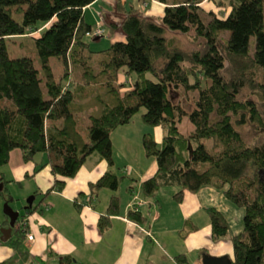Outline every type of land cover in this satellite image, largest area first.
<instances>
[{"label":"trees","instance_id":"16d2710c","mask_svg":"<svg viewBox=\"0 0 264 264\" xmlns=\"http://www.w3.org/2000/svg\"><path fill=\"white\" fill-rule=\"evenodd\" d=\"M96 1L0 0V181L6 184L0 195L10 202L3 167L16 149L25 161L37 162L28 178L48 165L55 174L66 167L77 175L95 156L107 169L89 183L93 195L105 187L119 189L129 175L114 170L112 134L144 110V122L166 132L157 168L141 182L143 196L157 205L162 186L180 185L174 199L183 203L204 185L224 189L246 209L244 230L232 237V264H264V0H145L165 5L159 15L148 14L136 0H116L121 20L113 25L125 38L93 50L87 37L104 36L94 35L86 19ZM206 1L230 9L206 11ZM15 44L25 52L17 53ZM179 92L183 96L175 99ZM91 97L101 106L99 114L73 107ZM186 116L193 126L189 133L180 127ZM249 123L257 131L252 141L244 134ZM144 140L157 147L151 134ZM41 153L47 162L38 161ZM53 189L36 191L40 204L26 215L44 211ZM75 202L82 212L85 201ZM205 209L213 239L228 236L224 213ZM121 212L122 197L115 193L100 216V231L111 229ZM128 217L140 224L150 218L135 206ZM9 223L6 214L4 224ZM30 228L22 224L6 242L0 231V241L19 251L30 241ZM198 229L188 218L182 234ZM176 258L195 264L186 253ZM58 260L79 264L72 254Z\"/></svg>","mask_w":264,"mask_h":264},{"label":"crops","instance_id":"0c3cea01","mask_svg":"<svg viewBox=\"0 0 264 264\" xmlns=\"http://www.w3.org/2000/svg\"><path fill=\"white\" fill-rule=\"evenodd\" d=\"M96 2L90 6H94ZM16 158L21 161L14 163ZM22 158V151L16 149L12 152L8 164H12L11 171L14 183L18 185L16 192L20 199L27 200L38 190L47 191L51 187L54 189L45 200L44 211L36 212L31 216L32 218L39 214L36 222L42 237L35 233L31 218L27 217L26 220L31 225V233L35 234V240L33 242L28 240L19 251L3 245L0 241V262L21 264L22 252L26 251L27 247H36L42 243L41 247H44L45 252L37 255L40 258L35 259L32 256L33 259L27 262L24 260L25 264H53L51 257L57 258L56 262L59 264L58 257L65 254H72L79 264H144L142 263L144 259L146 264H180L176 257L182 253H186L195 264H206L209 259H230L234 253L232 237L244 230L246 209L238 207L228 199L224 189L204 185L197 192H189L192 194L189 200L194 198L199 205L194 208L193 213L199 212L201 208L205 210V206L218 208L229 222L230 234L216 241L212 236V223L201 228L197 222L199 229L184 236L182 231L187 219L194 220V218L193 213L187 211V196L183 203L174 199V195L182 189V186H162L157 193L159 202L156 205L141 192L142 180L151 173L150 171H154V167H146L131 174L139 180L131 191L132 196L127 200L125 207L121 196L122 212L113 217V226L103 233L99 229V219L107 212L108 206L105 209L101 207L100 191L93 195L89 185L90 182L99 179L107 169L103 161L100 167H89L86 164L77 175H72L66 167L58 168L55 175L52 167L47 166L28 178L26 174L34 173L36 163H24ZM128 170L131 171L129 168ZM136 195L139 198L135 200ZM92 196L96 205L93 208L84 206L83 211L80 212L75 200L79 199L87 203L91 201ZM140 200L141 205L138 203ZM134 206L140 207L148 214L150 218L147 224L137 223L128 217L129 210ZM145 207L147 211L144 210ZM117 222L120 226H116ZM12 257H15L14 262Z\"/></svg>","mask_w":264,"mask_h":264},{"label":"rangeland","instance_id":"374dc122","mask_svg":"<svg viewBox=\"0 0 264 264\" xmlns=\"http://www.w3.org/2000/svg\"><path fill=\"white\" fill-rule=\"evenodd\" d=\"M219 1V0H218ZM136 4L141 6V9L145 10L148 14L152 15H159L164 12L165 5L160 2H155V1H145V0H136ZM204 9L206 11L214 10L216 12H220V7L217 5L216 2H211V1H206L204 2ZM229 6L226 7V10H229ZM225 9L221 11L223 14ZM86 19L88 22L93 24V26L96 28L98 26H102L103 28V37H100L99 40L88 36L87 40L90 43V47L93 50H100L109 47L114 41L123 39L125 38V35H122L120 30H117L116 27L113 25V21H120L121 20V14L116 10V0H99L97 1L94 6H90L86 10ZM255 38V37H254ZM21 44V43H20ZM15 50L17 53H24L25 48L23 47H18L17 44H15ZM26 50H28V47H26ZM183 96V92H179L174 95L175 99H178ZM185 104L190 108L192 105H189L187 101H185ZM79 105H84L85 106V114L90 115L91 113L99 114L101 112V106L99 105V102L94 98L91 97L79 104H74L73 107H78ZM144 110L140 111L138 114L135 115L134 120L124 126L119 127L115 132L112 134V139H113V148H114V157L116 160L114 170L119 171V172H125L128 174V178L124 180V182L121 184L120 188L117 190H113L111 188H102L100 190V196H101V207L105 209L108 204L110 203L111 197L113 194L117 193L123 197V207H125L127 200L132 196V192L127 190V187L130 185H137V182L135 180H130L131 174H135L138 171H141L142 169H146V167H154L157 168V154L161 150L163 146V139L164 135L166 132V129L161 126H150L144 122V119L142 117V113ZM181 129L189 133L192 129L193 126L188 118L186 116L184 118V121L180 124ZM149 133L151 134L154 139L157 141V147H152L149 146L146 141L144 140L145 134ZM244 134L245 138L249 141H252L255 139L257 135L256 128L252 124H247L246 127L244 128ZM23 157V155H22ZM38 161L45 163L48 161L47 154L41 153L38 155ZM97 159V160H96ZM24 163H29V162H35L36 167H37V162L36 161H25L24 158H22ZM21 160L19 158L15 159L14 163H18ZM95 161V163H94ZM101 161L93 156V158L89 159L87 162V165L89 167H100ZM105 167H107V164L104 162ZM52 167L51 165H48ZM86 166V165H85ZM84 166V167H85ZM12 164L4 166L3 171L6 173V177L9 182V189L12 193L11 199H10V205L20 211L21 213V218L25 214V204L27 203V200L25 199H20L17 195V189L18 185L14 183L12 171H11ZM127 168V169H126ZM129 169L131 171L129 172ZM53 170V168H52ZM154 171H150L152 174ZM57 175V174H55ZM94 186V185H93ZM191 193L187 195L186 199V207L188 208L187 211L191 212L190 214L193 213L194 208H197L199 205L197 204L196 199H190ZM10 196V195H9ZM42 196L39 195L36 199V206L40 204ZM93 198V197H92ZM139 198L137 195L135 196V200ZM8 201L6 200V197L3 195H0V230L5 226V219H6V213H5V207L6 203ZM26 202V203H25ZM90 202V201H89ZM88 203V202H87ZM91 203L94 205L93 200L91 199ZM139 205H141V200L138 202ZM89 204V205H88ZM84 206H89L93 208L92 204L88 203ZM193 207V208H192ZM239 207V206H238ZM205 208V207H204ZM192 209V210H191ZM145 211H147V207L144 208ZM32 215H28L27 217L31 218ZM192 216V215H191ZM37 217H39V214L37 213L31 218L32 224H33V229L35 233L39 236L42 237L41 235V230L39 229V225L37 224ZM193 218L194 222L197 223L199 222V225L201 228H204V226L208 223H211V218L209 213L206 211V209H202L198 212L193 213ZM116 226H120L119 222H117ZM42 244V243H41ZM40 245L35 246H30L27 247V250L22 252V258H20L21 264H25L24 260L27 262L29 259H33L32 256L37 259V257L40 258V256H37L41 254L43 251L45 252L44 247H41ZM4 245V244H3ZM42 248V249H40ZM209 250H211L208 247ZM194 256V255H193ZM145 258V257H144ZM51 261L53 264H58L56 262L57 258L51 257ZM12 261H15V257H12ZM146 264L145 259L142 261V263ZM158 262V261H154Z\"/></svg>","mask_w":264,"mask_h":264},{"label":"water","instance_id":"95a60500","mask_svg":"<svg viewBox=\"0 0 264 264\" xmlns=\"http://www.w3.org/2000/svg\"><path fill=\"white\" fill-rule=\"evenodd\" d=\"M100 39V37L98 38ZM5 181H0V192L5 189ZM36 199V195H31L28 197V206L27 208L33 207ZM5 213L10 217V226L8 228H2V236L1 239L6 242L8 241L14 234V228L18 229L20 225L18 224V219L21 216L20 211L14 209L9 202L6 203ZM206 264H232L229 258L219 259V260H210L206 262Z\"/></svg>","mask_w":264,"mask_h":264},{"label":"flooded vegetation","instance_id":"af4514ba","mask_svg":"<svg viewBox=\"0 0 264 264\" xmlns=\"http://www.w3.org/2000/svg\"><path fill=\"white\" fill-rule=\"evenodd\" d=\"M36 199H37V197H36ZM36 199H35V202H36ZM9 202V201H8ZM35 202H34V205H35ZM27 206H28V199H27V203L25 204V206H24V208H25V214L23 215V217L21 218V216H20V218L18 219V224L21 226L22 224H25V223H28V221L26 220V218H27V213H28V210L30 209V208H27ZM6 227H4V228H8L9 226H10V223H9V225H5ZM14 229H16V227L14 228ZM2 230V229H1ZM0 230V231H1ZM2 232V231H1ZM2 236V235H1Z\"/></svg>","mask_w":264,"mask_h":264},{"label":"built area","instance_id":"2783aa9c","mask_svg":"<svg viewBox=\"0 0 264 264\" xmlns=\"http://www.w3.org/2000/svg\"><path fill=\"white\" fill-rule=\"evenodd\" d=\"M102 26H98V27H96V30L94 31V35H102L103 34V28H101ZM29 239H30V241H34L35 240V234H33V233H30V235H29Z\"/></svg>","mask_w":264,"mask_h":264}]
</instances>
